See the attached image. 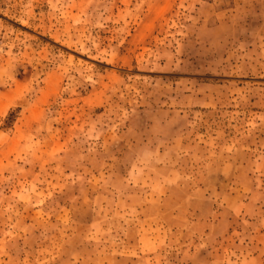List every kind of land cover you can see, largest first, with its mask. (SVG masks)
Listing matches in <instances>:
<instances>
[{"label":"rangeland","instance_id":"rangeland-1","mask_svg":"<svg viewBox=\"0 0 264 264\" xmlns=\"http://www.w3.org/2000/svg\"><path fill=\"white\" fill-rule=\"evenodd\" d=\"M0 264H264V0H0Z\"/></svg>","mask_w":264,"mask_h":264}]
</instances>
